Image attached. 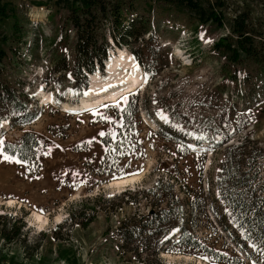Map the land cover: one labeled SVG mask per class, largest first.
Here are the masks:
<instances>
[{"label":"rangeland","instance_id":"rangeland-1","mask_svg":"<svg viewBox=\"0 0 264 264\" xmlns=\"http://www.w3.org/2000/svg\"><path fill=\"white\" fill-rule=\"evenodd\" d=\"M124 1L149 23L154 36L147 45L139 40L119 47L137 49L150 67L149 81L133 94L138 97V113L127 127L121 125L119 109L129 95L80 115L63 111L59 105L61 101L74 103L76 98L77 79L66 65L73 64L74 55V29L67 18L70 0H0V50L6 52L0 58V82H11L18 105L25 93L32 96L29 110L35 113L29 123L12 124L22 115L6 101L1 102V116L10 120L0 122V152L4 153L3 139L15 143L25 132L39 141L30 162H9L0 155V214H6L0 218V232L4 223L7 231L15 219L20 220L16 225L24 221L17 240L13 231L9 238L0 233V264H214V256L201 249L179 255L178 245L172 242L177 230L168 235V251L158 256L141 254L135 259L118 251L121 221L146 214L151 202L141 194L134 195L136 203L113 196L126 188L131 192L147 188L158 180L172 181L181 198L206 197L204 210L197 208L198 201L195 210L184 209L185 221L194 222L201 242L225 253L232 264H238L236 256L244 257L210 213L211 206L220 205L210 192L218 189L228 145L241 142L248 134L251 144L256 142L255 146L264 149V66L247 60L241 63L242 68L230 65L224 69L227 60L212 43L230 34L231 20L242 12L256 24L257 41L264 46V0ZM210 11L224 19L222 26L209 19ZM12 47H19L15 56H10ZM148 50L154 59L148 57ZM112 52L116 60L120 53ZM62 64L67 69H62ZM132 65L142 67L139 62ZM238 68L253 73L248 81L255 88L254 96L242 76L236 81L228 78L225 87L217 88ZM122 70L114 66L112 73L96 71L93 81L91 74L87 79V87L81 81L79 87L81 91L91 83L93 88L102 87L120 76L118 72L121 77L130 72ZM38 95L51 96L53 103L36 101ZM161 111L167 120L161 118ZM170 132V137L165 136ZM106 135L111 137L110 147L104 143ZM222 135L228 136L227 142ZM200 136L203 139L197 138ZM184 137V143L178 141ZM263 165L259 159L254 169ZM135 174L142 175L132 185L108 187L111 181ZM256 180L264 182V167ZM34 212L46 217L44 225ZM88 215L91 221L86 222ZM245 264H249L247 258Z\"/></svg>","mask_w":264,"mask_h":264},{"label":"trees","instance_id":"trees-1","mask_svg":"<svg viewBox=\"0 0 264 264\" xmlns=\"http://www.w3.org/2000/svg\"><path fill=\"white\" fill-rule=\"evenodd\" d=\"M190 1L188 0V3ZM70 3L67 18L74 29V55L73 64L69 66L66 63V65L71 68L72 74H75L77 79V85L73 90V96L76 97L80 94V81L83 86L86 85L85 73L94 74L95 64L102 69L109 50L115 46L129 47L131 44L138 43L139 40L147 45L154 39V36L149 28V23L133 13L135 9L124 0H70ZM208 16L218 26L224 24V21H222L224 19L218 16L216 11H210ZM255 25L245 13H237L231 20L230 34L227 33L212 43L213 48L218 53H222L227 60V63L222 64V68H230V65L234 68H242L241 63L247 60L264 66V46L257 41L259 31L255 28ZM145 35H147L146 39ZM235 35H237L236 39L233 38ZM137 48L139 49V47ZM11 51L13 52L10 56H15L19 52V47H12ZM129 51L135 55L142 67L150 73L149 65L147 66L142 61L137 49L130 48ZM5 55L6 52L0 50V58ZM147 55L153 59L155 57L150 50H148ZM61 59L65 62L64 57H61ZM66 65L62 64L61 68L67 69ZM241 68L232 70L231 76L218 83L217 88L225 87V81L228 78L232 81H236L240 76L245 81L253 78V73ZM261 70L264 71V69ZM262 74L263 72H257L259 76ZM256 77L258 78V76ZM248 82L250 92L254 96L255 88L251 85V81ZM15 91L9 80L0 82V104L6 101L7 105H11L22 115V119L19 121L13 120L11 121L12 124L29 123L35 118V113L29 110L32 96L29 97L25 93L23 102L18 105L20 103H17ZM137 99V95L130 96L122 108L119 109L122 126L127 127L131 122V118L138 113ZM6 119L10 120L9 117H2L0 113V120ZM219 123L220 120L217 121V124ZM163 126L167 125L163 124ZM166 128L172 130L170 126ZM171 135L172 132L165 133V136L170 137ZM106 136L108 140L104 143L110 147L112 145L111 137ZM222 138L225 140L224 143L228 141L227 135ZM249 138L247 134L241 142L228 145V156L216 184L218 189L214 190V194L209 191L210 196L215 195L214 198L218 200L220 205L211 206L210 213L215 217L221 228L226 230L231 238L235 240L243 253V258L237 256L234 258L238 264H245L246 258L249 264H264V182L260 183L256 180L264 165L258 170L254 169V162L259 159L264 161V149L255 146L256 142L251 144ZM185 140L186 137L183 140L182 138L178 139L183 143ZM216 143L219 142L216 141ZM38 146L37 136L25 132L18 142L11 143L4 140L2 149L5 154L19 161L30 162L35 159ZM131 191V189L126 188L120 195H114L113 197L122 199L125 203H136L138 201L134 195L141 194L142 198L150 200L151 207L146 214L128 217L121 221L118 228V235L121 239L118 244V251L121 254L130 253L135 259H139L141 254L150 257L158 256L159 253L168 251L167 243L170 242V236L168 235L173 230H177L176 240H172V242L178 245L176 252L181 253L179 255L201 249L214 256V264L221 261L232 264L225 253L207 248L201 242V239L197 237L194 222H186L183 217L184 209L190 207L195 210L197 201V208L204 210L208 206L205 201L206 197L193 198L187 195L186 198H181L175 192V185L172 181L163 182L162 180H158L154 185L147 188H140L135 192ZM121 197H126V199L124 200ZM219 207H227V210H221ZM91 209H93L91 212L93 213L95 209ZM85 210L86 208L81 209V211H84L81 213L83 217L85 216ZM5 216L6 214H0V218ZM89 216L85 219L86 222L91 221V216ZM16 220L18 219H15L10 225L11 230L6 231V223H4L0 232L4 238H9L8 233L10 231L15 232L14 238L16 240L19 238L24 221L16 225Z\"/></svg>","mask_w":264,"mask_h":264},{"label":"bare ground","instance_id":"bare-ground-1","mask_svg":"<svg viewBox=\"0 0 264 264\" xmlns=\"http://www.w3.org/2000/svg\"><path fill=\"white\" fill-rule=\"evenodd\" d=\"M118 51L120 54H119V57L116 58V60L112 58V56L109 58V60L107 59L108 64H110L109 68L107 69L108 72L112 73L114 66H119V68H122L123 70L128 68L130 69V72L122 77H121L122 72H118V74L120 73L119 74L120 76H116V78H114L108 83H104V85L99 88H93V85L91 83V87L89 89L88 88L84 89L85 91L81 95V98L78 99L76 102L68 103V102L63 101L61 103V106L64 108V110L73 111V110H78L82 108H89L91 106L97 105L98 103L102 101L113 100L125 90L132 88L135 84L144 82L143 76H141V72L138 66L132 65V62L135 63L132 54L128 53L124 49H119ZM111 61H112V64L109 63ZM93 73L94 74L90 73L92 75V81L94 80V77L98 75V72L96 71ZM40 98H41V101L42 99H44L45 102L53 101L52 97L47 96V95H44V98L42 95ZM141 175L142 174H135L132 176H128V177H124L121 179L111 181L110 184H108V187L119 189L126 185H132L133 183H135V181L141 178ZM34 215H35L36 220L39 221L41 225H44L46 223L47 219L45 216H43L42 214L38 212H34ZM188 256L189 255H186V257Z\"/></svg>","mask_w":264,"mask_h":264},{"label":"snow or ice","instance_id":"snow-or-ice-1","mask_svg":"<svg viewBox=\"0 0 264 264\" xmlns=\"http://www.w3.org/2000/svg\"><path fill=\"white\" fill-rule=\"evenodd\" d=\"M203 38V37H202ZM208 42H210V41H208ZM161 118L162 119H165V120H167L168 118H167V116H165L164 114H163V112L161 111ZM101 135H104V133H101ZM197 138H199V139H203V136H200V137H197ZM191 147V146H190ZM0 155H3L4 156V159L5 160H7V161H9V162H16V163H21L22 161H19V160H16L14 157H12V156H8V155H6V154H4V153H2V152H0Z\"/></svg>","mask_w":264,"mask_h":264}]
</instances>
